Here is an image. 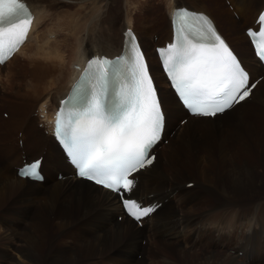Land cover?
<instances>
[{"label": "bare ground", "instance_id": "bare-ground-1", "mask_svg": "<svg viewBox=\"0 0 264 264\" xmlns=\"http://www.w3.org/2000/svg\"><path fill=\"white\" fill-rule=\"evenodd\" d=\"M77 1L69 3L75 7L72 12H55L50 6L58 0H25L34 13V21L26 42L7 63L12 64L17 55L25 54L34 47L31 55H25L30 67L26 68V65L21 77H18V82L20 79L31 80L27 84L31 87L32 101L22 108L33 119L24 115L20 124L9 121L14 114V105L4 84L0 89V107L6 108L9 118L5 120L0 117L1 121H6L4 131L0 132V155L3 152L7 154L4 160L8 165L14 158L17 161L12 164L14 171L10 170L6 177L0 165V264H98L100 260L101 264H168L170 258H177L180 261L177 264H217L215 253L199 250L198 259L202 258L203 262L197 263V259L194 261V258L188 257L189 249L206 244L207 249L215 250V245L225 241L229 243L225 248L243 264H264V218L261 215L264 214V202L255 206V197L264 190V74L256 60L252 55H238L233 49L218 27L217 17L210 14V0H191L192 5L188 3L191 7L176 6L180 0H168L165 10L167 19L163 25L160 23L163 18L160 19L158 14L155 21H150L155 16L149 13L148 27L145 22H141L142 29L139 30L132 25L125 26L134 32L158 89L165 117L164 138L171 142V147L174 141L185 139L179 151H172L171 147L166 150L162 162L158 159L163 153L160 155L159 152L166 145L157 146L151 165L136 173L137 182L132 196L143 205L152 201L160 204L138 227L121 215L115 196L76 179L51 136L38 127L45 125V120L40 116L50 114L52 117L58 100L66 95L74 82L78 74L74 67L82 68L86 60L96 54L112 57L120 51L121 33L125 28L120 30L121 26L115 25L117 15L111 14L102 19L112 0L80 1L83 6H78ZM222 1V11L231 14L229 21L240 32L250 26L264 5V0ZM85 2L99 11L95 18L82 15ZM180 7L207 15L249 72L250 78H262L245 100L221 115L212 119L185 115L184 123L180 125L178 122L172 126L169 124L170 108L172 114L176 115L184 111L175 100L171 103L166 101L165 97L172 94L169 90L162 93V87L157 84L162 78L156 70L153 49L151 51L149 47L161 46L169 41V14ZM125 20L131 22L128 13ZM51 21H55L56 25ZM142 35L150 36V43L145 42ZM35 36L37 39L30 44ZM154 36L156 40L152 41ZM34 94L38 95L37 100H34ZM250 103H254L251 110L234 116L235 110ZM196 124L209 125L210 128L200 131L194 127ZM13 126L9 134L7 129ZM10 136L15 138L11 143ZM30 145L36 148L38 155H30ZM38 156H43L40 165L43 181L31 182L17 177L15 168L22 164V158L32 160ZM44 156L53 160L51 167L49 161L44 162ZM47 164L49 169H55V176L61 173L59 169L65 171L64 176L59 174L61 178L57 177V181L52 179L48 190L45 187L49 183ZM191 170L198 177H195L196 183L187 189L185 185L191 180H179L188 179L186 172L191 173ZM252 192L249 203L243 201ZM37 196L42 199L40 202L36 200ZM19 197L22 200L15 205ZM206 204L209 207L205 214L198 209ZM88 211L91 213L79 220V216ZM195 211L198 213L195 214ZM116 216H121L120 222ZM241 227L245 230L242 231ZM225 230L229 233L226 234ZM13 247L16 248L15 252L12 251ZM232 256L227 257L224 264H242Z\"/></svg>", "mask_w": 264, "mask_h": 264}, {"label": "snow or ice", "instance_id": "snow-or-ice-1", "mask_svg": "<svg viewBox=\"0 0 264 264\" xmlns=\"http://www.w3.org/2000/svg\"><path fill=\"white\" fill-rule=\"evenodd\" d=\"M31 20L25 0H0V63L23 42ZM172 23L174 42L158 51L176 92L193 114L215 116L250 94L256 85L248 86L249 74L204 14L177 9ZM258 23L264 29V14ZM248 34L255 43L257 33L250 29ZM125 35L123 56L88 62L55 125L78 175L117 193L130 191L134 180L128 175L152 162L146 158L165 119L135 35L131 30ZM259 37L264 42V30ZM257 56L264 62V46ZM39 167L40 161H34L21 175L38 177ZM123 203L137 220L154 210L135 200Z\"/></svg>", "mask_w": 264, "mask_h": 264}, {"label": "rangeland", "instance_id": "rangeland-1", "mask_svg": "<svg viewBox=\"0 0 264 264\" xmlns=\"http://www.w3.org/2000/svg\"><path fill=\"white\" fill-rule=\"evenodd\" d=\"M70 1H74L76 2L77 0H70ZM69 0H58V2H55L53 5H51L50 7L53 9V11H57V12H72L75 7L74 6H70L69 3H70ZM80 1H85V0H78V6H83L82 3ZM90 1V0H89ZM160 1V2H159ZM112 0L111 3L109 4L108 6V9L106 11V15L102 18V19H105L107 16L109 15H117V17L115 18V22L117 24V27L121 26L120 30H122V28H125L126 25H132L133 27H135V29L139 30V29H142L141 28V22H145V25L148 27V19H149V13L150 14H153L155 16L154 19L150 20V21H155L156 19V16L157 14L160 16V19H162V22L161 25H163L165 23V19H167V12L165 11L166 10V7L168 5V0ZM188 3H192L191 0H180L176 6H181V5H188ZM209 11H210V14L214 17H217V25L218 27L220 28V30L222 31V33L225 35V37L228 39V41L230 42V44L232 45L233 49L237 52L238 55H243L245 57H251V54H250V50H249V46L247 45L246 43V38L241 34V32L239 31V28L235 25H232L229 21V19H232L231 18V14H226L222 11V8H223V1L222 0H210L209 2ZM167 4V5H166ZM220 4V5H219ZM61 7H60V6ZM192 5V4H190ZM225 5L228 7V9L230 10V7L227 5V2H225ZM56 6V7H55ZM102 6V5H101ZM107 7V5H104ZM191 7V6H189ZM193 7V6H192ZM56 8V9H55ZM126 9V10H125ZM225 9V8H224ZM109 13V14H108ZM128 13L130 15V19H131V22L130 23H127V21L125 20V14ZM131 13V14H130ZM99 14V11L97 9H95L92 5H89L87 4V2H85L84 4V10L82 12V15H85L86 17H93L95 18L97 15ZM230 16V17H229ZM234 18H235V14H233ZM111 17V16H110ZM109 17V18H110ZM213 17V18H214ZM80 18V17H79ZM81 22H83L84 20H80ZM51 23L55 24L56 25V22L55 21H51ZM106 23V22H105ZM44 27V26H43ZM162 27V26H161ZM117 29L115 28V34L117 33L116 32ZM138 32V31H137ZM120 34V33H119ZM138 34H140L138 32ZM143 34V33H141ZM34 36V35H33ZM52 37V36H51ZM142 37L144 38L145 42L146 40L149 41L150 43V36H143ZM35 37H33L31 39V42L30 44H32V41L33 40H36ZM55 39V38H54ZM156 37H152V41H155ZM50 40H53L50 39ZM69 43H71V39L68 40ZM30 48V47H29ZM27 48V49H29ZM34 48V47H33ZM33 48L32 49H29L27 51H25V54L22 53V54H19L18 56L15 57V59L11 62L12 64H7L6 67L8 68H4V69H1L0 70V89H2L3 85L6 84L7 85V89L6 91L8 92L9 90V94L12 98V102H13V105H14V114L13 116L9 119V121H12V122H16V124H20V120L23 118V116H28L30 118H32L30 116L29 113H26L24 111V108H22L25 104H29L31 101H32V95H31V91L29 92V90L31 89V87H29V84H27L28 82H30L31 80L29 81H26V80H21L18 82V77L20 76L21 77V73H22V70L25 69L26 65L27 67L26 68H29L30 65L28 63V60H27V57L26 56H29L31 55V53H33ZM146 48V47H145ZM150 48V47H149ZM238 49V51H237ZM246 51V52H245ZM246 53V54H245ZM21 55H23L21 57ZM26 55V56H25ZM17 59V60H16ZM15 61V62H14ZM155 64V63H154ZM156 68V66H154ZM157 70V68H156ZM53 71V70H52ZM33 73V72H32ZM157 84L162 87V93L163 91H166L168 90L167 87L165 86V84L162 83V80L161 81H157ZM25 91V92H24ZM34 100H37V97L38 95L37 94H34ZM168 97V98H167ZM165 97L166 101L167 102H174V98L172 95H169ZM253 104L254 103H250L249 106H244V107H240L238 108L237 110H235V114L234 116H241L243 114H246L249 110H251L253 108ZM20 109L22 111H20ZM7 115V116H6ZM34 115L36 117V112H34ZM0 117H2L3 119L5 120H8V117H9V113L8 111L6 110V108L4 107H0ZM185 114H179V115H176V114H172V108H170V118H169V124L170 125H175L176 123H178L180 120H182L183 118H185ZM33 119V118H32ZM19 120V122H18ZM35 120V119H34ZM3 122V123H1ZM180 123V122H179ZM35 124L37 125V122L35 120ZM34 124V125H35ZM33 125V127H34ZM185 125V124H184ZM183 125V126H184ZM205 124H196L194 127L200 131H204L209 129L210 126L209 125H205ZM6 126V121H1L0 120V132L4 131V128ZM26 126V125H25ZM182 126V128H183ZM202 126V127H201ZM14 129V126L7 129L9 131V134L10 132ZM37 130V129H36ZM15 134V133H14ZM188 133L184 134V137L187 136ZM219 134V133H218ZM176 135V134H175ZM175 135L173 136V138L175 137ZM14 136V135H13ZM13 136H10L8 137L9 138V143L13 142L12 140H14V137ZM247 137V136H245ZM19 138V136H18ZM188 139V138H187ZM184 138L182 139H179V140H176L174 141L175 144H173L174 146L171 147V142H168V139H166L165 141V144H160V146H165V148H162L161 151L159 152V154L162 155V157L160 159H158L159 161H163V159L165 158L166 156V153L165 151L168 150L170 147L172 149V151H176V150H180L182 147L181 144H183L184 142ZM189 140V139H188ZM1 141H3L1 139ZM168 143V144H167ZM32 144V143H31ZM178 144H180L178 146ZM29 148L31 149L29 151L30 155H38L37 154V151H36V148L33 147L32 145L29 146ZM176 149V150H175ZM29 150V149H28ZM29 156V155H28ZM7 157V154L5 152L2 153V155H0V165H2V171H3V176L6 177V175H9L10 173V170L11 171H14L13 170V167L14 165L12 164H16V161H17V158H14V161L13 162H10L9 165L5 162V158ZM49 161V166L51 167L52 164H53V160H50L47 156L45 157L44 156V162H48ZM256 161H254L255 163ZM11 164V165H10ZM217 166H219V163L216 164ZM49 166L47 164V170H48V175H49V183L45 186L46 187V190H48L49 188H51L50 184H51V181L52 179H55L57 181V175L55 176V169H49ZM261 171V170H260ZM59 174H63V176L65 175V171H63L62 169H59ZM262 172V171H261ZM187 175H188V179H183V180H179L180 182L182 181H185V180H191L190 182L191 183H196V179L195 177H198L197 173H194L192 170H191V173L189 171L186 172ZM165 175V174H163ZM162 175V176H163ZM168 176V175H166ZM194 177V178H193ZM203 180V179H201ZM194 181V182H193ZM59 182V181H58ZM188 182V181H187ZM189 182V183H190ZM188 183V184H189ZM187 186V183L185 185V188H190V187H186ZM194 188V187H193ZM264 188V187H263ZM191 190H194V189H191ZM198 193L199 190H197ZM250 193L246 198H244L245 202H248L249 200V197L252 196ZM38 196H39V193H38ZM38 196H37V199L36 200H39V202L42 200V199H38ZM22 198H17L15 200V205H18L20 202H21ZM35 200V201H36ZM264 202V190L261 191L259 194H257V196L255 197V206H257V204L259 203H263ZM249 203V202H248ZM253 204V203H251ZM39 205V204H38ZM250 206V205H249ZM253 206V205H251ZM250 206V207H251ZM38 207V206H37ZM209 205L206 204V206H204L202 209H198L199 211H203V213H205L206 211V208H208ZM242 209V207L240 208ZM211 210V209H210ZM216 211V210H215ZM243 212V210H240ZM263 213H264V209L262 210ZM31 212V211H30ZM29 212V214H30ZM91 213V212H90ZM89 211L80 215L79 216V220L82 219L83 217L87 216L88 214H90ZM195 214L198 213V211H195L194 212ZM262 213V212H261ZM206 214V213H205ZM264 218V214H261ZM118 218H121V216H116ZM259 219V216L257 217V221ZM78 220V221H79ZM118 222H120L119 220H117ZM258 223V222H257ZM25 224V222L23 223V225ZM111 224V223H110ZM257 226V225H256ZM262 227H264V224L262 225ZM200 228V227H199ZM197 228V230L199 229ZM242 228V227H241ZM240 228V229H241ZM245 228H242V231H244ZM262 230V229H261ZM2 231V230H1ZM255 231V230H254ZM228 231L225 230V233H227ZM235 243L237 242V240H234ZM139 242V241H138ZM229 243H227L226 241L223 242L222 244H219V245H215V250H210V249H207L206 247H208L206 244H201L199 248L197 249H189V254H188V257L189 258H194V261L197 262V263H202L203 262V259L202 258H199L198 259V254L200 253V251H205L206 253H209V252H213L216 254V257L215 259L218 260V263L217 264H224L227 260V257H231V253L229 251V249H226L225 247L228 246ZM120 245V243H119ZM142 245H143V242H142ZM206 245V246H204ZM217 246H223V248H220V247H217ZM14 249V250H13ZM12 251H16V248L13 247ZM200 250V251H199ZM194 253V254H193ZM136 254V253H134ZM193 254V255H192ZM229 254V255H227ZM231 255V256H230ZM238 257H240V253L237 254ZM197 257V258H196ZM233 258H235L234 256H232ZM139 257H137L138 259ZM147 259L150 260V257H147ZM214 259V260H215ZM236 259V258H235ZM171 262L168 263V264H177L178 262H180L177 258H170ZM237 260V259H236ZM238 261V260H237ZM161 263L162 260H160ZM239 263H242V261H238ZM102 261H98V264H101ZM148 263V262H147ZM165 264V263H164ZM243 264V263H242ZM256 264H261V262H258Z\"/></svg>", "mask_w": 264, "mask_h": 264}]
</instances>
